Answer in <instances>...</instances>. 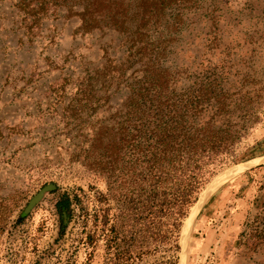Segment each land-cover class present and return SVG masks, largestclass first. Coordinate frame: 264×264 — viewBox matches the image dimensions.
<instances>
[{
    "label": "trees",
    "instance_id": "16d2710c",
    "mask_svg": "<svg viewBox=\"0 0 264 264\" xmlns=\"http://www.w3.org/2000/svg\"><path fill=\"white\" fill-rule=\"evenodd\" d=\"M202 2L15 3L30 25L50 8L52 13L63 9L78 18L80 30L115 34L123 49L120 58L104 55L100 64L81 66L75 77L70 73L59 85L60 91L68 88L72 93L65 112L74 119L72 129L80 137L78 157L94 184L103 183L105 190L91 187L90 211L82 204L81 189V196L62 193L54 204L58 235L77 206L84 224H90L87 244L92 249L103 244L104 264H136L160 252L178 251L182 224L199 193L218 167L237 160L240 143L264 121L262 79L234 74L223 62L189 73L195 63L182 58L177 42L187 17ZM260 170L264 220V165L242 175ZM54 189L53 184L42 187L23 215L35 196L40 194V199ZM261 224L255 231L264 233ZM153 264L176 261L167 258Z\"/></svg>",
    "mask_w": 264,
    "mask_h": 264
},
{
    "label": "rangeland",
    "instance_id": "374dc122",
    "mask_svg": "<svg viewBox=\"0 0 264 264\" xmlns=\"http://www.w3.org/2000/svg\"><path fill=\"white\" fill-rule=\"evenodd\" d=\"M202 1L177 42L182 58L195 63L189 73L223 62L232 73L264 84V0ZM16 2L0 0V264H104L103 244L95 249L87 244L90 224H84L77 206L58 235L54 204L62 193L81 196V189L90 211L91 187L105 190L78 157L80 137L65 112L72 93L59 85L81 66L100 64L104 55L120 58L123 49L118 36L85 33L78 18L63 9L50 8L30 25ZM263 139L264 121L240 143L237 160L218 167L206 185L224 168L264 156ZM242 173L215 187L199 208L182 264H264V233L255 231L264 222L258 190L263 171ZM48 184L55 185L53 192H45L23 215L28 201ZM179 257V250L160 252L136 264L167 258L177 264Z\"/></svg>",
    "mask_w": 264,
    "mask_h": 264
},
{
    "label": "bare ground",
    "instance_id": "6f19581e",
    "mask_svg": "<svg viewBox=\"0 0 264 264\" xmlns=\"http://www.w3.org/2000/svg\"><path fill=\"white\" fill-rule=\"evenodd\" d=\"M261 162L264 163V158H262V159L257 158V159H253V160H248V161L242 162V164L238 163V164H235L231 167H228V168L222 170L213 178V182L210 185H209V183L206 185L205 189L200 194L201 198L204 196V194L206 192H208V191L211 192L218 185L224 183L225 181H228L232 177L238 175L241 172L246 171L248 168L253 167V166H255ZM199 207H200L199 202L192 207L191 215H190L189 219H185V221H184L186 223V226H185V229L183 230V233L186 232L188 224L190 223L193 216L197 213Z\"/></svg>",
    "mask_w": 264,
    "mask_h": 264
},
{
    "label": "water",
    "instance_id": "95a60500",
    "mask_svg": "<svg viewBox=\"0 0 264 264\" xmlns=\"http://www.w3.org/2000/svg\"><path fill=\"white\" fill-rule=\"evenodd\" d=\"M255 158H261V159H262V158H264V156H261V157H255ZM252 159H254V158H252ZM249 160H250V159H249ZM247 161H248V160H247ZM243 162H245V161H243ZM239 163H242V162H239ZM236 164H238V163H236ZM233 165H235V164H233ZM233 165H230V166H228V167H231V166H233ZM259 165H264V163L261 162V163L255 165V166H253V167L248 168L246 171L251 170V169H253V168H255V167L259 166ZM228 167H226V168H228ZM226 168H224V169H226ZM224 169H223V170H224ZM215 176H216V175H215ZM215 176H214V177H215ZM212 182H213V178L210 180L209 185H210ZM209 185H208V186H209ZM211 193H212V192H209V191L206 192L202 198H201V195L199 194L198 197H197V199H196V201H195V203L193 204V206L196 205V204L199 202V203H200V207H201V205L205 202L206 198H207ZM39 197H40V194H38L37 196H35V197L30 201V203H29V207H32V206L38 201ZM193 206H192V207H193ZM200 207H199V208H200ZM191 209H192V208L189 209V212H188V214H187V216H186L185 219H189V217H190V215H191ZM198 211H199V209H198ZM198 211H197V213L193 216V218L191 219L190 223H189L188 226H187V230H186V232H184V233H183V230L185 229L186 223L183 222V224H182V227H181V230H180V235H179V241H180V242H179V252H180V257H179V259H178L177 264H182L183 256H184V251H185V247H186V244H187V242H188L189 235H190V231H191L192 226H193V224H194V222H195V219H196V216H197V214H198Z\"/></svg>",
    "mask_w": 264,
    "mask_h": 264
}]
</instances>
